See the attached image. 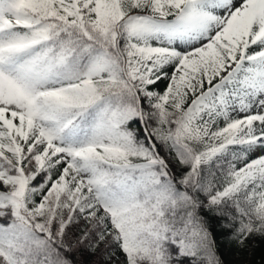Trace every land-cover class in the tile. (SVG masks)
Returning <instances> with one entry per match:
<instances>
[{
  "label": "snow or ice",
  "instance_id": "6c2138e0",
  "mask_svg": "<svg viewBox=\"0 0 264 264\" xmlns=\"http://www.w3.org/2000/svg\"><path fill=\"white\" fill-rule=\"evenodd\" d=\"M264 264V0H0V264Z\"/></svg>",
  "mask_w": 264,
  "mask_h": 264
},
{
  "label": "trees",
  "instance_id": "16d2710c",
  "mask_svg": "<svg viewBox=\"0 0 264 264\" xmlns=\"http://www.w3.org/2000/svg\"><path fill=\"white\" fill-rule=\"evenodd\" d=\"M220 243V252L223 254L226 264H238L244 257L236 254L233 246H230L227 241H218Z\"/></svg>",
  "mask_w": 264,
  "mask_h": 264
}]
</instances>
